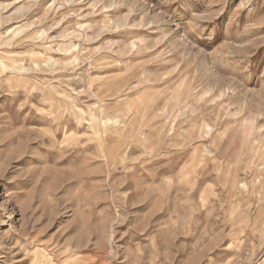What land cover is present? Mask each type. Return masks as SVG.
Wrapping results in <instances>:
<instances>
[{"label":"rangeland","instance_id":"obj_1","mask_svg":"<svg viewBox=\"0 0 264 264\" xmlns=\"http://www.w3.org/2000/svg\"><path fill=\"white\" fill-rule=\"evenodd\" d=\"M0 264H264V0H0Z\"/></svg>","mask_w":264,"mask_h":264}]
</instances>
